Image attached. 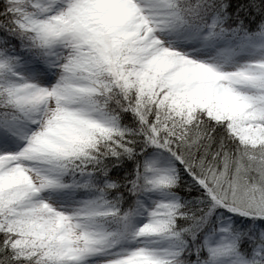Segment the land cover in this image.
I'll list each match as a JSON object with an SVG mask.
<instances>
[{
	"label": "snow or ice",
	"instance_id": "snow-or-ice-1",
	"mask_svg": "<svg viewBox=\"0 0 264 264\" xmlns=\"http://www.w3.org/2000/svg\"><path fill=\"white\" fill-rule=\"evenodd\" d=\"M0 264H264V0H0Z\"/></svg>",
	"mask_w": 264,
	"mask_h": 264
}]
</instances>
